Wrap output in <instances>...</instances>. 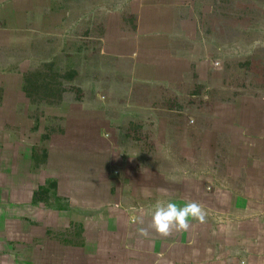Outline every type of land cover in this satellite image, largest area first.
<instances>
[{
    "label": "crops",
    "instance_id": "1",
    "mask_svg": "<svg viewBox=\"0 0 264 264\" xmlns=\"http://www.w3.org/2000/svg\"><path fill=\"white\" fill-rule=\"evenodd\" d=\"M222 2L0 0V264H264V99L220 93L200 33ZM61 56L79 95L38 106ZM157 201L205 220L160 236Z\"/></svg>",
    "mask_w": 264,
    "mask_h": 264
},
{
    "label": "rangeland",
    "instance_id": "2",
    "mask_svg": "<svg viewBox=\"0 0 264 264\" xmlns=\"http://www.w3.org/2000/svg\"><path fill=\"white\" fill-rule=\"evenodd\" d=\"M208 6L210 10L206 8V11L210 13H205L200 33L201 39L209 40L214 50L210 53L216 59L213 67L217 89L222 86L220 93L227 98L244 92V98L258 96L264 99V0H233ZM72 61L61 56L56 66L43 68L29 77L33 100L38 106L49 99L57 102L63 93L78 91L79 95V89L73 83L76 72L68 67ZM200 72L204 71L200 68ZM101 84L108 94L112 85L106 80ZM109 137V134L105 136Z\"/></svg>",
    "mask_w": 264,
    "mask_h": 264
},
{
    "label": "clouds",
    "instance_id": "3",
    "mask_svg": "<svg viewBox=\"0 0 264 264\" xmlns=\"http://www.w3.org/2000/svg\"><path fill=\"white\" fill-rule=\"evenodd\" d=\"M190 219L198 220L201 223L205 220V213L198 202L189 201L180 206L174 201L167 203L157 201L148 228L160 236L168 237L173 231H187L190 228ZM139 231L141 235L148 234V230L145 228H141Z\"/></svg>",
    "mask_w": 264,
    "mask_h": 264
}]
</instances>
